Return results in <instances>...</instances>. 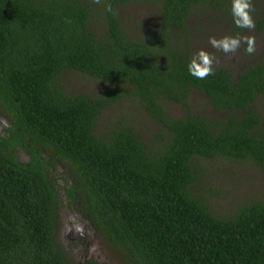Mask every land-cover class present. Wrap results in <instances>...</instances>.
<instances>
[{"label":"trees","instance_id":"1","mask_svg":"<svg viewBox=\"0 0 264 264\" xmlns=\"http://www.w3.org/2000/svg\"><path fill=\"white\" fill-rule=\"evenodd\" d=\"M133 1L158 3L153 32L132 37L120 27L116 8ZM222 2L101 0L93 11L86 0H0V105L8 118L0 135V264H98L69 261L53 236L54 160L69 165L64 195L140 264H264V201L224 218L189 192L197 157L249 160L264 181V120L252 106L264 96V62L235 77L221 66L203 80L188 71L189 10ZM93 22L101 28L93 31ZM255 27L264 31V14ZM67 70L112 85L99 97L68 95L58 82ZM192 89L225 116L169 117L160 101L186 105ZM128 94L157 125L158 144L124 126L94 129L100 112Z\"/></svg>","mask_w":264,"mask_h":264},{"label":"rangeland","instance_id":"2","mask_svg":"<svg viewBox=\"0 0 264 264\" xmlns=\"http://www.w3.org/2000/svg\"><path fill=\"white\" fill-rule=\"evenodd\" d=\"M93 11L101 8L100 3L86 0ZM223 3V4H222ZM221 8L211 6H194L189 10L185 25L189 33L188 52L191 57L204 49L215 57L213 68L225 67L230 76L235 77L248 64L264 62V31L240 29L235 27L231 13V0H223ZM253 19L264 14V0H252ZM120 27L132 37L153 32L159 27V5L156 1H133L116 8ZM90 27L101 28L98 22ZM97 33V32H96ZM250 35L256 40V51L249 55L241 46L235 53L225 54L213 48L209 37ZM62 89L68 95L86 94L99 97L110 87L111 82L93 79L77 71L67 70L58 79ZM121 90H128L126 85L116 83ZM166 114L171 118L182 117L186 113L207 118L225 116L221 111L213 110L207 98L197 90H190L186 105L169 100H162ZM252 106L264 120V96L257 97ZM7 114L0 105V135L8 125ZM264 124V122H263ZM124 126L137 134L148 144H158L155 122L144 112L138 99L128 94L105 107L95 121L94 129L107 132L110 128ZM153 145V144H152ZM15 150V149H14ZM12 154L18 161H26L24 151L15 150ZM14 152V153H13ZM48 170L50 179L58 193L54 238L65 257L72 262L93 260L98 264H140L125 250L109 242L96 228L92 219L84 212L79 202L64 195L71 181L68 163L54 160ZM197 169L195 180L189 186L192 196L202 198L209 211L217 217H229L239 208L256 201H264V181L259 169L249 160H233L224 157L194 159Z\"/></svg>","mask_w":264,"mask_h":264},{"label":"clouds","instance_id":"3","mask_svg":"<svg viewBox=\"0 0 264 264\" xmlns=\"http://www.w3.org/2000/svg\"><path fill=\"white\" fill-rule=\"evenodd\" d=\"M93 3H100V0H93ZM108 10L111 11V5H108ZM231 15L233 22L240 29H254L255 20L253 19L254 6L252 0H231ZM209 44L219 50L228 53H235L242 45L247 54L251 55L256 51V40L250 35H225L220 38L215 36L209 37ZM215 57L204 49H199L191 58L188 64L190 75L197 79H206L214 74Z\"/></svg>","mask_w":264,"mask_h":264}]
</instances>
